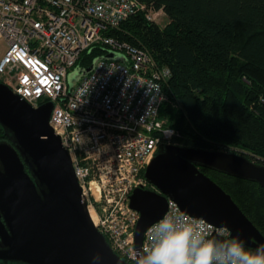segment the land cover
Masks as SVG:
<instances>
[{"label": "built area", "instance_id": "built-area-1", "mask_svg": "<svg viewBox=\"0 0 264 264\" xmlns=\"http://www.w3.org/2000/svg\"><path fill=\"white\" fill-rule=\"evenodd\" d=\"M160 11L137 0H0V82L32 107L54 103L49 123L70 151L93 223L127 261H134L139 217L129 207V194L135 187L156 190L144 169L178 133L158 118L169 67L155 63L145 47L106 31L138 13L153 22ZM95 44L124 59H98L70 87V70ZM177 214L203 221L210 239L230 240L227 228L185 214L168 199L162 218ZM158 221L144 231L141 249Z\"/></svg>", "mask_w": 264, "mask_h": 264}, {"label": "water", "instance_id": "water-1", "mask_svg": "<svg viewBox=\"0 0 264 264\" xmlns=\"http://www.w3.org/2000/svg\"><path fill=\"white\" fill-rule=\"evenodd\" d=\"M100 58L124 56L109 50L88 67L74 68L68 85ZM53 108L52 101L32 107L0 82V125L10 141H0V260L92 264V256L99 253V264H136L117 254L93 223L70 151L49 123ZM202 166L264 188V164L237 151L161 144L143 173L156 190L135 187L129 194V207L139 213L135 251L141 249L144 231L166 212L168 199L185 214L227 228L229 239L238 238L250 251L264 245L261 231Z\"/></svg>", "mask_w": 264, "mask_h": 264}, {"label": "trees", "instance_id": "trees-1", "mask_svg": "<svg viewBox=\"0 0 264 264\" xmlns=\"http://www.w3.org/2000/svg\"><path fill=\"white\" fill-rule=\"evenodd\" d=\"M137 1L161 10L167 25L161 28L138 13L106 33L145 47L160 65L169 67L158 118L177 131L173 143L209 150L239 148L264 164V0ZM108 51L92 45L76 65L88 67ZM200 169L264 235V188L208 167Z\"/></svg>", "mask_w": 264, "mask_h": 264}, {"label": "clouds", "instance_id": "clouds-1", "mask_svg": "<svg viewBox=\"0 0 264 264\" xmlns=\"http://www.w3.org/2000/svg\"><path fill=\"white\" fill-rule=\"evenodd\" d=\"M149 243L131 255L136 264H264V245L254 252L243 241L210 239L203 221L165 215L150 229ZM99 253L92 264H99Z\"/></svg>", "mask_w": 264, "mask_h": 264}, {"label": "rangeland", "instance_id": "rangeland-1", "mask_svg": "<svg viewBox=\"0 0 264 264\" xmlns=\"http://www.w3.org/2000/svg\"><path fill=\"white\" fill-rule=\"evenodd\" d=\"M151 22H152V21H151ZM153 23H155V24H157L159 27L163 28V27H165V26L167 25V23H168V18H167V16H166L162 11H160L159 13L156 14V16H155V18H154V20H153ZM2 46H3V44L0 43V48H1ZM149 53H150V52H149ZM150 56H151L152 60H153L155 63H157L158 65H160V64L154 59V57L152 56L151 53H150ZM161 66H162V65H161ZM73 71H74V69L70 70L69 75H68V78L71 77ZM161 120H162L163 123L165 124V119H161ZM220 150H224V149H220ZM225 150H226V151H237V152H239V153H241V154H244V155H246V156H249L248 153H247L246 151H244V150H242V149H239V148H229V149H225ZM249 158H250L251 160L255 161V162H258V160H259L258 158H253V157H250V156H249Z\"/></svg>", "mask_w": 264, "mask_h": 264}, {"label": "flooded vegetation", "instance_id": "flooded-vegetation-1", "mask_svg": "<svg viewBox=\"0 0 264 264\" xmlns=\"http://www.w3.org/2000/svg\"><path fill=\"white\" fill-rule=\"evenodd\" d=\"M0 134L2 135V137H0V141L5 140V141L10 142V141H9V138L5 135L4 131H2V133H0ZM0 218H1V217H0Z\"/></svg>", "mask_w": 264, "mask_h": 264}]
</instances>
